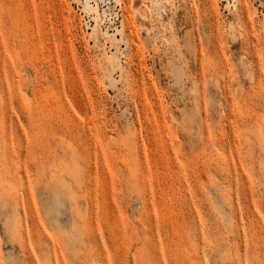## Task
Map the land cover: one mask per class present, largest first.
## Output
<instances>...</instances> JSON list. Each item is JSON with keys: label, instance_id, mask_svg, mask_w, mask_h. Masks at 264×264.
I'll return each instance as SVG.
<instances>
[{"label": "rangeland", "instance_id": "rangeland-1", "mask_svg": "<svg viewBox=\"0 0 264 264\" xmlns=\"http://www.w3.org/2000/svg\"><path fill=\"white\" fill-rule=\"evenodd\" d=\"M84 1L0 0V264H264V0Z\"/></svg>", "mask_w": 264, "mask_h": 264}, {"label": "bare ground", "instance_id": "bare-ground-1", "mask_svg": "<svg viewBox=\"0 0 264 264\" xmlns=\"http://www.w3.org/2000/svg\"><path fill=\"white\" fill-rule=\"evenodd\" d=\"M117 2H119V1H117ZM83 6H84V9L86 11L94 12L93 20L95 21V25L93 26V30L98 31L99 25L101 23V13H100V9L98 6V2L96 0H94V2L92 0H85L83 2ZM141 17H142V14H141ZM144 17L147 18L145 14L143 15L142 18H144Z\"/></svg>", "mask_w": 264, "mask_h": 264}, {"label": "built area", "instance_id": "built-area-1", "mask_svg": "<svg viewBox=\"0 0 264 264\" xmlns=\"http://www.w3.org/2000/svg\"><path fill=\"white\" fill-rule=\"evenodd\" d=\"M119 5V4H118Z\"/></svg>", "mask_w": 264, "mask_h": 264}]
</instances>
